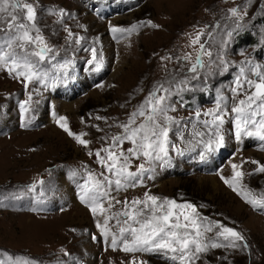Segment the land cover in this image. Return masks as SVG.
<instances>
[{
    "label": "rangeland",
    "instance_id": "obj_1",
    "mask_svg": "<svg viewBox=\"0 0 264 264\" xmlns=\"http://www.w3.org/2000/svg\"><path fill=\"white\" fill-rule=\"evenodd\" d=\"M28 2L37 8V24L54 50L52 55L58 53L53 62L72 63L67 74L61 72L47 87L33 82L25 88L22 77L0 68V199L5 205L0 207V259L28 257L37 264H173L158 253L124 252L119 242L113 248L112 233L118 235L116 220L109 221L111 232L104 237L96 227L97 220L103 224V217H94L80 201L79 185L89 171L97 176L103 171L96 150L107 147L111 137L122 133L119 125L154 85L174 76L192 75L188 72L190 62L177 57L191 54L194 62L199 45H191V40L200 30L214 32L215 41L207 35L200 41H209L206 47L213 59L222 52L228 70L209 65V57L203 56L201 79L192 81L198 86L172 99L177 110L169 114L177 119L190 120L196 110L213 108L217 90L223 89L231 97L228 86L245 59L264 65V0ZM234 7L243 16L239 29L229 12ZM60 9L65 12L62 18ZM133 25L137 27L130 32L111 30L131 29ZM69 31L84 38L80 45L69 37ZM248 32L255 41H240L239 36ZM29 95L31 101L25 104ZM181 103L185 107H180ZM60 116L66 118L74 134H85L82 138L88 141L87 146L59 126ZM224 129V146L203 158L202 145L188 151L189 145L170 134L184 154L170 148V163L164 167L157 163L152 173L145 174L142 185L118 192L113 188L110 196L114 207L109 214L123 210L125 199L143 200L145 192L191 203L199 217L219 221L244 237L236 248H210L195 264H264V209L253 208L221 179H231L232 165H241L245 175L240 187L260 197L264 173L254 172L257 164L252 161L264 164V148L255 137L238 141L230 122ZM185 139L191 137L186 133ZM122 147L126 151L132 145L125 141ZM141 163H145L142 157L133 158L131 170ZM116 200L121 203L116 204ZM107 204L105 199V207ZM216 230L207 235L213 236ZM244 243L248 247H243Z\"/></svg>",
    "mask_w": 264,
    "mask_h": 264
},
{
    "label": "snow or ice",
    "instance_id": "obj_2",
    "mask_svg": "<svg viewBox=\"0 0 264 264\" xmlns=\"http://www.w3.org/2000/svg\"><path fill=\"white\" fill-rule=\"evenodd\" d=\"M59 12L62 18L65 12L63 9ZM229 12L236 18V27L239 29L241 27L239 21L243 16L236 7L229 9ZM147 23L157 27L151 21ZM136 27V25L131 29L113 27L111 30L114 33L130 32ZM68 35L74 38L77 45L84 39L70 31ZM203 35L215 41L213 31L205 33L202 29L197 32L195 38L191 40V45H199L194 62L191 54L177 57L178 61L190 62L188 72L192 75H184L180 79L174 76L171 80L154 85L143 102L129 114L127 121L119 125L123 129L122 133L111 137V144L107 147L96 150L97 163L101 165L103 171L99 176L89 171L87 179L79 185L80 201L89 207L94 217L97 215L103 217V224L97 220L96 227L104 237L111 232L109 221L116 220L118 235L112 233L113 248H116L119 242L124 252L158 253L173 264H195L201 254L208 252L210 248H236L237 241H244V237L233 228L226 227L219 221L212 222L206 217H199L196 207L191 203H177L174 199L160 198L148 192L144 193L143 200L134 198L129 202L125 199L123 210L109 214V210L114 207L112 203L114 198L110 196L113 188L118 192L121 189L142 185L145 174L152 173L157 163L161 167L170 163V148L179 155L184 154L185 150L171 140L172 133L181 143L189 145L186 149L188 151L202 145L204 150L200 152V156L203 158L207 153L224 146V125L230 122L238 141L244 137H255L261 141V147L264 148V65L253 60L245 59L240 63L232 83L228 86L231 97L225 95L223 89L217 90L214 107L203 112L196 110L193 119L190 120L177 119L169 114L177 110L172 103L173 97L198 86L193 85L192 81L201 79L200 69L205 67L203 56L209 57V65H217L222 71L228 70V62L223 58L222 52L217 53L215 59L212 58V51L206 47L209 41H200ZM53 51L38 27L37 8L33 3L28 0H0V68H4L9 74H15L17 78L22 77L25 88L33 82L47 87L48 81L51 80L54 84L60 78L61 72L67 74V69L72 63L70 60L54 63L58 53L52 55ZM91 51L95 58V48ZM99 69L100 65L96 70ZM30 101L31 95L24 103ZM180 107H185V104L181 103ZM24 111L28 109L25 108ZM137 118H140L139 123ZM57 123L68 135H74L78 143L87 146L88 141L82 138L85 134H74L68 128L65 117H58ZM189 124L191 128L188 127ZM186 133L191 139H185ZM125 141L132 145L126 151L122 147ZM140 157L149 166L145 167V163H141L132 171L133 158ZM252 163L257 164L254 172L264 173V164L257 161ZM240 167L241 165L233 164L232 178L221 176V179L253 208L264 209V193L260 197H254L250 190L240 187L245 175L240 171ZM252 174L254 173H248ZM33 187L34 185L30 186L29 190ZM105 199L108 200L107 207L104 205ZM115 203L119 204L121 201L116 200ZM3 206H5L3 200L0 199V207ZM214 229H217L214 235L208 236L207 233H212ZM93 239H96V236H93ZM218 240L226 243L217 242ZM243 247H248L247 243H244ZM9 261L11 264H37L28 257H17L15 260L8 257L7 260L0 259V264H9Z\"/></svg>",
    "mask_w": 264,
    "mask_h": 264
},
{
    "label": "trees",
    "instance_id": "obj_3",
    "mask_svg": "<svg viewBox=\"0 0 264 264\" xmlns=\"http://www.w3.org/2000/svg\"><path fill=\"white\" fill-rule=\"evenodd\" d=\"M239 40L240 41H247L249 43H252V42L255 41V39L253 38L252 35L249 34V32L248 33H243L242 35H240L239 36ZM197 98H198V96H197Z\"/></svg>",
    "mask_w": 264,
    "mask_h": 264
}]
</instances>
